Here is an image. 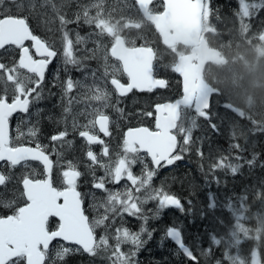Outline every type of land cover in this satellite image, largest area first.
<instances>
[{
	"label": "snow or ice",
	"instance_id": "6c2138e0",
	"mask_svg": "<svg viewBox=\"0 0 264 264\" xmlns=\"http://www.w3.org/2000/svg\"><path fill=\"white\" fill-rule=\"evenodd\" d=\"M13 3L16 0H12ZM2 3V0H0ZM45 4L51 5L60 23L63 47V63L77 67H83L82 61L77 57L75 46L85 42L77 32L73 41L67 30L69 24H83L94 28V35L110 38V46H104L103 72L98 75L97 70L92 72V83H82L68 77L60 86L62 99L66 100L63 109L65 116H72V130L78 132L89 146L86 153L91 165H97L104 170V176H93V188L102 190L106 197L94 208H103V213L97 218L89 220L82 207L83 194L77 190V181L81 173L71 162L63 171L62 189L53 186L52 169L53 162L46 152L47 145L35 143V147L16 143L10 136V120L17 113L27 114L33 104L43 99L46 70L57 56V51L51 44L35 35L26 16L13 13L11 9L0 11V49L14 46L19 50L18 61L11 64L0 62V162H6L10 168L22 165L29 168V162L35 161L43 166V177L37 178V173L26 171L21 177L23 191L22 206H18V200L2 201L0 204L5 208H12V214L0 216V264H49L50 244L54 240H61L56 252V259L63 260L74 251H83L90 255H96L99 250H111L109 260L111 264H137L135 259L139 250L147 241L144 235L150 239L152 231L147 228L150 218H157L161 212L169 207H175L181 212L185 211L184 205L176 195L169 192L163 184L155 186L154 178L161 168L174 165L184 158V154L190 151L193 145V131L198 127V118L208 122L213 131H219L218 126L212 122L213 114L210 112V98L220 95L213 92L207 85L197 83L179 68H172L182 78V95L174 102L158 103L154 105V112L143 113L145 116H154V128L140 126L130 127L123 134L120 151L115 158L111 157L108 144L100 136H110L111 117L107 113L110 107L123 113V109L116 107L119 97H124L134 89L151 92L156 88L168 87L166 79L157 78L154 74L155 50L151 46L141 45L129 47L123 35L125 30L143 27L142 21L148 20L157 32H162L160 17L163 15L170 20L182 22L197 28L205 24L215 30L210 23L212 15L211 0H163L162 11H155L150 5L153 0H134L133 7H137L141 18L137 19L124 12L120 13L119 19L113 15V10L105 6V0H90L87 5L80 6V11L75 13V19H70L61 12V9L53 0H44ZM260 9H264V0L259 3H248L239 0V11L236 13L239 20V29L246 35L251 34L256 39L264 40V24L255 33L251 32L252 25L246 23ZM95 14H92V11ZM31 41V48L25 45ZM97 48L101 42L97 41ZM34 49V53H33ZM95 59L97 49L89 50ZM109 57L118 62L117 65H109ZM126 75L127 83H122L120 73ZM114 90L117 99L113 104ZM87 89L80 96H73L74 90ZM83 103L84 109L78 113L73 112V106ZM242 119H247L253 125V131L264 132V123L257 121L231 103L224 105ZM194 115L189 116V113ZM87 118V122L80 124L78 117ZM17 140L25 133L17 129ZM39 128L35 125L29 127L27 136L37 137ZM69 135L67 127L51 136L53 142H66ZM233 139H236L233 133ZM102 145V156L108 157V161L101 160L91 149V145ZM237 153L244 151L239 143L231 145ZM197 154L203 157V152L197 149ZM244 158L237 154L236 163L230 158L221 156L210 165V170L230 171L232 174L239 172L242 167L239 161ZM256 156L246 160L250 167L255 164ZM140 166L137 174L134 169ZM9 176L0 173V186L7 184ZM124 181L123 188L112 190L106 187L108 183L118 185ZM217 183L219 180L217 179ZM247 191V190H246ZM257 202L264 201V187L253 193ZM239 205H230L234 222L228 226L227 238L212 236L213 243L217 246L222 243L226 248L238 246L241 238L253 239L250 230L244 223V215L248 211V196L238 198ZM155 203L154 210L146 209V205ZM191 204V201L188 202ZM215 198L211 197L208 208H216ZM191 209H189L190 211ZM151 213V216L149 215ZM125 216L140 220L141 226L138 231H132L125 226ZM51 218L56 219L55 227L50 224ZM120 225L115 228L114 236L109 235L108 221L115 224L116 219ZM105 226L104 235L97 238L96 229ZM165 236L177 245L188 260L193 264H199L198 257L184 242L182 231L176 226H169L165 230ZM114 240V244L112 243ZM255 240L260 244L261 236L257 234ZM131 245L132 248L125 252L122 246ZM71 245L76 246L75 248ZM225 259L229 264H249V261L239 255L233 256L230 251L225 252ZM53 264L55 262L53 261ZM217 264H222L217 261ZM251 264H264L261 261L257 248L251 251Z\"/></svg>",
	"mask_w": 264,
	"mask_h": 264
},
{
	"label": "flooded vegetation",
	"instance_id": "af4514ba",
	"mask_svg": "<svg viewBox=\"0 0 264 264\" xmlns=\"http://www.w3.org/2000/svg\"><path fill=\"white\" fill-rule=\"evenodd\" d=\"M27 0H16L15 3L8 0H2L0 3V7L4 9H11L13 13H17L28 18V23L33 30L34 34L44 39L46 42L51 44L53 48L57 51V56L53 59L52 63L49 65L46 70V79L44 82V92L43 99L39 102L32 105L29 113H17L10 120V136L13 138V141L16 143H23L26 146L35 147V143H40L42 145H47L46 152L49 155L50 159L53 162L52 169V182L53 186L58 188H63L65 185L63 184V176L62 172L59 171L57 176L55 175V169L58 166L65 171L67 169L68 163L71 162L75 165L76 169L81 173V176L77 181V190L83 194V204L82 207L85 209V214L89 217V220H93L103 213V208H94L93 205H99L103 202L106 197V193L102 190L93 188V176L96 178L104 176V170L97 165H91V162L87 158V151L89 146L86 144L83 138H81L78 132H74L72 130V116H65L64 107L66 105V100L62 99L63 92L61 88V84L71 76L74 80H79L82 83L91 84L92 83V72L93 70H97V74L100 75L103 72V56L104 46H110V40L106 39V42L103 38L95 37L94 28L83 24L81 21L80 24H69L67 25V30L72 33H79L80 36L85 37V42L75 46L76 55L81 59L83 67H77L73 65H65L63 63V47H62V37L63 32L60 27L59 20L54 18V16H50L52 14L47 13L45 17L41 15V12H44L47 8V4L44 3V0H33L30 3L26 2ZM233 2V6L236 10L239 7V0H231ZM53 2L61 9V12L67 15L70 19H75V13L80 11V6L87 5L90 3V0H68L62 6H58V1L53 0ZM248 3H258L254 2V0H247ZM160 5V11H162V3L160 1H155L154 4ZM153 4V3H152ZM153 4V5H154ZM107 8L113 11V15L118 19L120 16V9H128L133 6V3L128 0H107L105 2ZM152 5V6H153ZM51 6V5H49ZM45 7V8H43ZM0 8V10H2ZM65 10V11H62ZM92 14H95V11H92ZM260 14V13H259ZM57 17V16H56ZM255 15L250 19H246V23H250L252 25L251 32L255 33L260 28H256L257 24H255ZM211 20V19H210ZM143 27L139 30L128 29L125 30L123 35H125V39L128 42L129 47L133 46H151L155 50L156 60L154 61V74L157 78L166 79L168 81V87L166 88H157L151 92L148 91H135L133 90L129 94L124 97H119V104L116 107L123 109V113L115 111L113 108H109L112 112L111 123H110V136L104 137L101 133L100 136L103 140L106 141L108 147L111 152V157L114 159L115 154L120 151V145L122 144L123 134L126 129L130 128L131 123L134 122V119H137L136 113L139 112V117L137 122H141V126H146L143 123H146L150 128H154L155 119L154 116L149 117L143 115V113L152 111L154 112V105L158 103H166L172 102L176 99H179L182 95L181 92V81L180 78L171 71V67L175 64L177 58L180 56L190 54V48L183 47L181 45L175 44L174 47L167 48L163 45L160 37L155 32L153 26L150 23L142 21ZM212 24V23H211ZM264 24V23H263ZM205 24L203 26V33L207 41L210 39H229L231 37L226 38L222 36L221 30L214 24L215 30L208 25V28L205 29ZM61 35V36H60ZM73 41L76 39V35L71 36ZM253 38L251 41H254L255 37L251 34L243 33V41L246 39ZM88 40V42H87ZM90 40V41H89ZM259 40V39H258ZM97 41L101 42V47L97 48ZM262 41V40H260ZM25 45L31 48V41H26ZM97 49L96 58L91 59L88 58L91 56V52L89 50ZM34 53V49H33ZM169 58L173 59L174 62L171 64L168 61ZM19 59V50L15 49L14 46L7 47L6 49L0 50V62L5 64H11L13 61H18ZM171 65H170V64ZM109 65H117L118 62L114 61L109 57ZM170 65V66H169ZM119 78L122 83H127V77L122 73H120ZM111 86V85H110ZM87 92V89L81 87L73 91V96L82 97L83 94ZM220 95H215L211 99V107L215 104V106L221 110H227L224 108V104L227 103V99L223 98L221 93ZM138 95H147L150 96L148 102L143 103L141 100H137ZM117 96L113 90L112 103H116ZM85 105L83 103L77 104L73 106V112L78 113L83 110ZM211 111V110H210ZM228 111V110H227ZM194 115V113H189V116ZM203 119V118H199ZM204 120V119H203ZM127 122V124L125 123ZM205 121V120H204ZM78 122L80 124H84L87 122V118L78 117ZM35 125L39 128V133L37 137L33 140L27 136V130L29 127ZM67 127L69 135L66 137L67 141H71V144L66 142H53L51 141V136L57 134L59 131H62ZM19 131L25 133L20 140H17L18 136L17 129ZM13 131V132H12ZM67 147V157L60 156L58 154L61 146ZM92 151L103 161L107 162L108 157L102 156V145L94 144L90 146ZM115 147L116 151L113 150ZM65 155V154H64ZM59 156V159H57ZM75 156V157H74ZM74 157V158H73ZM35 170L37 173V178L43 177V166L38 162H29L28 171ZM26 172V169L22 165H18L15 168H10L6 162L0 164V173H3L10 177L7 184L4 186H0V200L2 201H13L18 200V206H22L24 200L21 199V193L23 191L21 177ZM124 181H121L120 184L115 185L108 183L106 187L112 190L121 189V184L123 185ZM3 208V209H2ZM2 209V210H1ZM0 216L10 215L12 214V208H5L2 204H0ZM131 220V219H129ZM135 220V219H134ZM132 219V221H134ZM56 219L51 218L50 224L54 228L56 224ZM120 220L117 218L115 224L120 225ZM109 225V231L115 227L114 224L107 222ZM118 225V226H119ZM126 227H133V223L131 224L128 220L125 219ZM105 226H100L96 229V235L98 238V232L104 229ZM136 227H134L135 229ZM161 239L156 238L154 240V244L157 246L164 247L165 244L160 242ZM61 244H66L63 242H55L52 245L55 247H59ZM71 247L75 248L76 246L71 245ZM51 248V247H50ZM75 252V251H74ZM82 252V251H81ZM152 253V252H150ZM81 260L88 259L87 253H81ZM154 260H158L159 258L153 259L149 257V264H154ZM55 263L58 262L57 259L53 260ZM160 262V261H159Z\"/></svg>",
	"mask_w": 264,
	"mask_h": 264
},
{
	"label": "trees",
	"instance_id": "16d2710c",
	"mask_svg": "<svg viewBox=\"0 0 264 264\" xmlns=\"http://www.w3.org/2000/svg\"><path fill=\"white\" fill-rule=\"evenodd\" d=\"M132 2L131 0H128ZM133 3V2H132ZM134 5V3H133ZM152 8L155 11H160V5L154 4ZM212 25L214 24L220 28L222 36L229 39H210L208 44L217 50H219L225 56H236L240 53L239 48L236 47L240 43V34L238 21L236 23L234 19L235 7L233 2L230 0H211ZM119 14L124 12L127 15H131L134 18H141L136 7L131 6L128 9H120ZM119 19V17H118ZM168 61L173 62L174 60L169 58ZM170 62V63H171ZM169 63V64H170ZM229 69L224 67H210L205 73V79L214 85L223 98L230 99L231 96L237 95L238 91L244 86L245 87V65L234 61ZM258 78L262 80L264 84V63L260 65L258 70ZM256 83V81H255ZM111 89L110 84L108 85ZM113 92V90H112ZM255 99L254 110L257 112V118L261 119L264 123V92H255L253 96ZM150 96L138 95L137 100H141L143 103L148 102ZM146 102V103H147ZM107 113L112 115L110 109H107ZM138 119L131 123L129 127H135L142 125L141 122H137ZM127 124V122L125 121ZM148 126L146 123H143ZM206 124L205 122H201ZM207 125V124H206ZM210 133L205 131L199 132L197 135H193L196 145L184 154V158L177 161L176 164L169 169H161L156 178L154 184H164L169 192L176 195L181 199L185 211L172 210V215L169 216L164 210L157 218H150L147 223V228L152 231V237L149 239L147 235H144L143 239L147 241L144 246L140 249L136 258L137 264H149V257L153 256L154 264H193L192 261L188 260L187 257L182 254L178 248H176L171 241L165 236V230L169 226L179 227L182 231L184 242L190 248L193 247L194 243L198 244L200 248L204 250V256L208 259L207 261H221L222 264H229V261L225 259V252L230 251L233 256L239 255L248 261L251 258V251L253 248H257L259 254H264V201L257 202L253 196L256 190H259L263 186L264 181V151L262 150L261 144H258L254 149L245 151L243 153L244 163L239 172L232 174L230 171H226L224 178L217 183L215 174L208 170L202 162L206 158V152L210 149H216L219 147L218 140H213V133L211 129H208ZM13 132V131H12ZM212 134V135H211ZM224 147H229V144L224 141ZM197 149L203 152V157L197 154ZM232 152L237 153L233 148ZM255 154V164L249 166L245 163L246 160H251ZM204 164V166H203ZM158 183V184H157ZM215 184L216 187H212ZM218 186L223 189V194L226 200L217 204L214 210L208 208L210 194L211 197H218ZM247 190V191H246ZM242 195L248 196V211L244 215V223L251 232L253 239L241 238V243L238 246H233L230 249L226 248L222 243L217 246L213 243V240H209L203 243V236L206 233H210L212 236L215 235L217 238H227L228 226L234 222V216L228 206L235 204L239 205L238 197ZM2 200V199H1ZM6 201V200H5ZM191 201V204L188 202ZM3 209V208H2ZM1 209V210H2ZM189 209H191L189 211ZM0 210V211H1ZM191 212V213H190ZM150 215V214H149ZM193 226H192V224ZM141 221L137 220L135 231H138L141 226ZM215 225L216 227H214ZM221 230L219 234L213 229ZM259 234L261 236L260 244L255 240V237ZM156 238L161 239L160 242L165 244L164 247L157 246L154 244ZM192 250V249H191ZM57 249L53 247L49 251V264H53V260L56 258ZM152 252V253H150ZM81 253L74 252L67 255L62 261L58 260L55 264H108L106 261H94L92 259L81 260ZM203 256V257H204ZM199 264H204L203 257L197 256Z\"/></svg>",
	"mask_w": 264,
	"mask_h": 264
},
{
	"label": "rangeland",
	"instance_id": "374dc122",
	"mask_svg": "<svg viewBox=\"0 0 264 264\" xmlns=\"http://www.w3.org/2000/svg\"><path fill=\"white\" fill-rule=\"evenodd\" d=\"M32 1L33 0H27L26 2L30 3ZM57 1L59 4L58 6H62L68 0H57ZM106 1L107 0H105V2ZM254 2L259 3L260 0H254ZM0 8H2V7H0ZM43 8H45V7H43ZM2 10H4V8H2ZM2 10H0V11H2ZM62 11H65V10H62ZM238 11H239V7H238ZM46 12L52 14L50 16H52V17L54 16V18H57L56 13H54L52 11L51 6L48 5L46 10H44V12H41V15L43 17H45V15H47ZM259 13L264 14V9H260L258 11V14ZM263 23H264V19L261 21L255 22V24H257L256 28H258V27L260 28ZM239 27H240V25H239ZM206 28H208V27L205 26V29ZM135 30H137V29H135ZM239 31H240V29H239ZM240 34H238V35L240 36L241 45L240 46L238 44L236 45V47L239 48V50H240V53H238V54L241 58H243V60L248 61V62H241V64L246 65L244 68L247 69L245 72V84H244L245 87L243 86L238 91L237 95L231 96L230 99H227V102L235 105L238 109L242 110L246 116H251L254 119H256L257 121L262 122L261 119L256 117L257 112L253 108L255 106L256 102H255V99L253 96L255 95L256 91L257 92H262V91L264 92V84H263L262 80L260 81L259 79H257L259 76L258 75V68H255V67H259V65H263V63H264V40L260 41L256 38H254V39L258 40V44H255L254 47L251 48V47H249V45L251 44V40L253 38H249V39H246L245 41H243V33H240ZM70 35L73 36V35H76V33H72ZM95 37H96V35H95ZM99 38H103L105 42H106V39L110 40V38H108L106 36L99 37ZM229 40H231V38H229ZM87 42H88V40H87ZM236 59H237L236 56H230V58L228 60L230 61V63H234V61H236ZM231 65L232 64H230L229 67H231ZM255 81H256V83H255ZM260 103L262 104L264 102L262 101ZM210 110H211L210 112L213 114L212 122L218 126L219 131H213L211 129V127H209L207 121H204L203 119H199V118H198V127L196 129H194V131H193V135L194 134L197 135L201 131H205L207 134V133H210L208 131V129H211V132L213 133V137H212L213 140L217 139L218 142L220 143L219 147H217L216 149H210V151L205 153L206 158L203 159L202 162H204V164L208 170H210V165L214 161L218 160L221 156L228 157V158H230L231 162L236 163L237 161L235 160V156L237 154H239L243 157V153L245 151H250V149H254L258 144H261L262 150L264 151V132L253 131V125L250 123L249 120L242 119L230 111H227L224 109L219 110L215 106V104L210 108ZM135 117L138 119V117H139L138 111H137ZM137 119H134V121H136ZM201 122H205L207 125L206 124L201 125ZM233 133H235L236 139H233ZM193 141H194V143L191 146L192 149L196 145V141L194 140V137H193ZM224 141L229 143V144L239 143L243 147L244 151L241 153L235 154L232 152L231 146L224 147V146H226L223 144ZM113 150L116 151L115 147L113 148ZM66 152H67V147L65 145V146H61V148L58 151V154L60 156L67 157L68 152L67 153ZM57 159H59V156ZM239 163L243 164L244 159L239 161ZM204 164H203V166H204ZM60 167L61 166H58L55 169L56 170L55 171L56 176H57V173L59 171H61L63 173V170ZM26 171H28V169H26ZM134 171L137 174H139L140 166L137 165L135 167ZM214 174H215L216 178L219 181H221L224 178V176L226 175V171L216 170L214 172ZM124 183H123V185H124ZM164 184H167V183H164ZM123 185L121 184L120 188H123ZM160 185L161 184H158L157 186H160ZM212 187H216V185L213 184ZM262 187H264V181H263ZM216 193L218 195V197H214L216 205L220 202H223V201H227V204L229 203V201L226 200V198L224 197L223 189L221 186H218V192H216ZM209 203H210V199H209ZM155 207H156L155 203H149L146 205V209H149V210H154ZM228 208L230 209V206H228ZM172 210L173 209H170V208L164 209V211L167 212L169 216L172 215ZM149 214L151 216V213H149ZM100 215H101V213H100ZM124 219L128 220L131 224L133 223V227L130 226L128 228H130L132 231H135L134 227L137 225V219L132 218V217H127V216H125ZM129 219H131V220H129ZM132 219L133 220L135 219V220L132 221ZM108 222L111 223V221H108ZM191 224H192V222H191ZM114 225H115V227H113L110 231H109V228H107V231H108L110 237L114 236L115 228L118 227L119 224H114ZM192 226H193V224H192ZM213 226L216 227L215 225H213ZM213 230L216 232V234H219L221 231V230L215 229V228ZM105 231H106V228L100 230L98 232V238H99V236L104 235ZM200 238L203 239V243H205L209 240L212 241V235L210 233H206L203 236H200ZM112 243L114 244V240H112ZM131 248H132V246L130 244L122 246V250L125 252H128ZM191 249L196 256H202V257L204 256L205 252L202 248H200V246L198 244L194 243V245H193V247H191ZM138 253H137L135 259L137 258ZM109 256H111V250L106 252L103 249H101L98 251V253L96 255H89L88 258L92 259L94 261H101V262L106 261L108 264H111V261L108 258ZM260 258H261V261L264 262V254L263 255L260 254ZM207 260L208 259L204 256L203 257L204 264H217V262L207 261ZM249 264H251V258L249 260Z\"/></svg>",
	"mask_w": 264,
	"mask_h": 264
},
{
	"label": "water",
	"instance_id": "95a60500",
	"mask_svg": "<svg viewBox=\"0 0 264 264\" xmlns=\"http://www.w3.org/2000/svg\"><path fill=\"white\" fill-rule=\"evenodd\" d=\"M8 1H12V0H8ZM154 1L156 0H153V2ZM160 1H162L163 3V0ZM159 19L161 21L163 31L157 33L159 34L160 39L164 46L170 48L173 47V45L175 44H179L181 46L191 48L190 54L179 57L176 61V64L172 68L174 67L179 68L181 71L185 72L190 78L194 79L197 83L207 85L203 79V73L205 68L208 65H216V66L225 65L226 60L220 58V53L217 50L211 49L208 46L207 42L204 39V35H202L201 33L202 32L201 28L186 25L182 22H176L170 20L169 18L163 15ZM146 21L149 22L148 20ZM176 75L181 80V89H182V78L177 73ZM207 86L213 92H217L209 85ZM136 91L141 92L139 90ZM31 162H35V161H31ZM1 163L3 162H0V164ZM171 208H175V207H171ZM57 240L61 241L59 239ZM172 242L174 243V241Z\"/></svg>",
	"mask_w": 264,
	"mask_h": 264
}]
</instances>
